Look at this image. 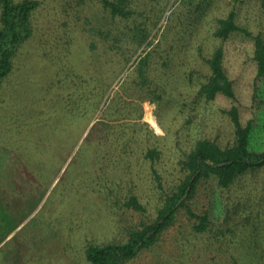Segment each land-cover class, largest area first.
Listing matches in <instances>:
<instances>
[{"label": "rangeland", "instance_id": "obj_1", "mask_svg": "<svg viewBox=\"0 0 264 264\" xmlns=\"http://www.w3.org/2000/svg\"><path fill=\"white\" fill-rule=\"evenodd\" d=\"M240 1L171 0L158 25L146 19L152 28L146 50L159 45L168 30L157 51L169 59L157 64L151 77L152 89L159 87L162 97L124 96L140 102V110L134 105L131 116L95 129L105 98L94 115L87 109L77 116L80 111L71 104L77 93L74 72L99 60L90 59L78 26L85 13L76 1H62L59 8L60 1L43 0L31 37L16 50L12 73L0 90V241L5 236L0 264H84L87 245L123 242L138 216L153 218L159 207L154 170L166 183L181 175L178 163L195 139L233 142L232 124L222 111L230 101L191 104L209 75L199 56L208 57L217 46L224 48L226 72L240 92L243 121L254 120L251 148L264 150V78L252 102L253 43L241 32L225 40L212 34L220 18L237 10L239 23L264 37V0ZM139 3L133 0L131 7L141 22L152 15L150 7L138 9ZM184 99L189 106L178 103ZM134 194L146 207L142 215L125 206ZM190 208L195 215L209 213L206 231L197 232L199 221L181 211L170 233L130 264H232L236 259L264 264V168L239 176L228 188L215 180L202 184Z\"/></svg>", "mask_w": 264, "mask_h": 264}, {"label": "trees", "instance_id": "obj_2", "mask_svg": "<svg viewBox=\"0 0 264 264\" xmlns=\"http://www.w3.org/2000/svg\"><path fill=\"white\" fill-rule=\"evenodd\" d=\"M62 1L67 0H57V3H61L59 8L64 6ZM69 1H76L82 6L81 12L85 13L86 21L77 25L84 29L82 38L88 44L90 59L99 57L98 61L88 64L86 70L74 72L78 75L72 80L77 93L71 104L74 103L75 112L79 109L77 116L87 109L94 115L105 98L102 115L93 126L95 129L104 128L135 113L134 105L140 110V102L133 104L124 96L137 97L139 101H153V93L157 99L162 97L157 94L160 93L159 87L152 89L151 77L155 73L156 65L166 63L169 59L157 51L158 47L162 48L168 30L163 32L159 45L146 50L151 42L149 39L152 30L148 25L150 23L154 27L159 24L171 0H137L140 2L138 9L151 8L149 10L152 17L148 16L141 22L137 18L139 11L131 7L133 0H93L96 2L93 4L89 0ZM42 3L43 0H0V90L4 80L12 73L16 50L31 37L34 13ZM237 32H241L253 43L252 61L256 69L252 99L254 102L259 90L258 83L264 78L262 33L254 34L248 27L242 26L238 21L237 10H232L227 17L216 22L212 34L215 38L225 40ZM140 49V59L128 67ZM224 57L222 46H217L208 57L200 54L199 58H202L209 75L199 85L197 98L191 104L198 107L205 102V107L218 98L230 101V106L222 111L232 124L233 142L221 145L207 137L195 139L185 158L178 163L181 175L168 179L166 183L154 170L159 207L153 218L144 220L138 216L140 220L137 219L136 224L127 229L126 240L123 242L87 245L84 249V264H130L143 252L157 246L170 233L184 210L199 221L194 224L197 232L206 231L210 222L209 213L195 215L190 208V202L199 194L201 185L215 180L219 186L228 188L239 176L264 168V150L257 152L251 148L254 120L251 118L247 122L243 121L240 92L235 81L226 72ZM73 67L70 66V69ZM126 69L128 73L123 79H119ZM178 103L183 107L189 106L185 99ZM194 113L188 119L193 120ZM149 156H154L153 152ZM140 197L134 194L125 202V206L137 215L146 211ZM232 264L240 262L236 259Z\"/></svg>", "mask_w": 264, "mask_h": 264}, {"label": "bare ground", "instance_id": "obj_3", "mask_svg": "<svg viewBox=\"0 0 264 264\" xmlns=\"http://www.w3.org/2000/svg\"><path fill=\"white\" fill-rule=\"evenodd\" d=\"M147 120H149L150 122H153V123L155 122V118L150 114L147 116Z\"/></svg>", "mask_w": 264, "mask_h": 264}, {"label": "crops", "instance_id": "obj_4", "mask_svg": "<svg viewBox=\"0 0 264 264\" xmlns=\"http://www.w3.org/2000/svg\"><path fill=\"white\" fill-rule=\"evenodd\" d=\"M4 237H5V236H4ZM4 237H3V238H4ZM3 238H2V240H3ZM2 240H1L0 242H2Z\"/></svg>", "mask_w": 264, "mask_h": 264}]
</instances>
